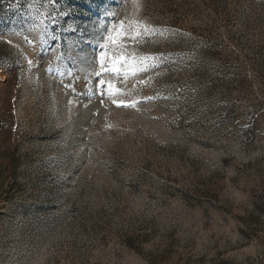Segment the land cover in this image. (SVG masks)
<instances>
[{"label":"rangeland","instance_id":"rangeland-1","mask_svg":"<svg viewBox=\"0 0 264 264\" xmlns=\"http://www.w3.org/2000/svg\"><path fill=\"white\" fill-rule=\"evenodd\" d=\"M2 3L0 264H264V0Z\"/></svg>","mask_w":264,"mask_h":264},{"label":"snow or ice","instance_id":"snow-or-ice-1","mask_svg":"<svg viewBox=\"0 0 264 264\" xmlns=\"http://www.w3.org/2000/svg\"><path fill=\"white\" fill-rule=\"evenodd\" d=\"M108 15L112 16L114 15V13H108ZM115 31V29H114ZM120 36H123L124 33L120 32L119 33ZM107 40H109L111 42L112 45H115L118 41L117 39H115L113 36L109 35L108 37H106ZM100 47L103 49L105 47V45L103 43L100 44ZM100 72L96 73V76H101L102 73H119L120 72V68L117 67V64L115 62L112 63L111 67H107L105 64V56L104 54H101L100 57ZM96 88V92L94 94H99V95H105V94H109L112 95L114 88H113V84L111 81H106L103 78L98 79V81L96 82L95 85ZM113 103L114 104H124V101H119V103L113 99ZM128 106V105H125Z\"/></svg>","mask_w":264,"mask_h":264},{"label":"trees","instance_id":"trees-1","mask_svg":"<svg viewBox=\"0 0 264 264\" xmlns=\"http://www.w3.org/2000/svg\"><path fill=\"white\" fill-rule=\"evenodd\" d=\"M2 1H3L4 4L6 3V5H7V4H10V2H11V0H2ZM3 3H2V4H3ZM127 246H128L129 248H131V249H136V248H134L133 244H131V243H129V242H128Z\"/></svg>","mask_w":264,"mask_h":264}]
</instances>
